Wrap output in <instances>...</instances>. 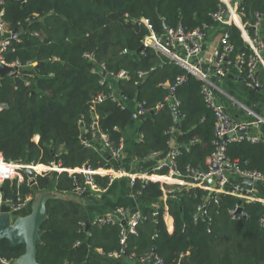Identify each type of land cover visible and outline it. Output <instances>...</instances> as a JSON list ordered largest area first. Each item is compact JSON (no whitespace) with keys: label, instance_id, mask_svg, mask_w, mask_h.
Returning <instances> with one entry per match:
<instances>
[{"label":"trees","instance_id":"trees-1","mask_svg":"<svg viewBox=\"0 0 264 264\" xmlns=\"http://www.w3.org/2000/svg\"><path fill=\"white\" fill-rule=\"evenodd\" d=\"M219 5L220 0H7V27L19 34L3 56L7 63L19 61L23 67L22 76L0 82V106L5 105L0 108V152L6 159L25 162L61 161L65 170L56 172V179L53 172L38 175L36 183L26 182L20 188L16 180H7L4 194H73L77 185L85 186L82 168L109 167L111 160L102 148L83 143V135L87 140L94 137L95 118L98 130L107 133L115 146L137 121L133 141L137 158L167 151L172 129L177 128L180 154L173 161L183 178L193 182L190 170H206L217 149L215 112L205 102L204 82L154 47L145 46L144 39L151 29L162 35L164 23L168 28L182 24L188 30L213 24L212 13ZM243 6L244 20L250 23H255L256 12H264V0H244ZM248 29L255 33L254 26ZM229 32L234 46L229 57L249 56L240 28L232 24ZM100 66L115 79L104 80ZM228 69L239 73L234 66ZM122 71L127 77L118 76ZM239 74L244 78L243 72ZM179 76L186 80L172 91L167 84ZM110 81L124 107L111 98L93 102L98 94L111 92ZM167 96L180 101L177 109ZM137 103L148 114L138 115ZM83 127L89 131L84 133ZM226 157L243 169L264 173V139L228 141ZM169 169L166 166L161 172ZM95 181L100 187L109 184L108 176L99 174ZM132 190L148 200L141 207L146 219L137 226V234H128L125 244L119 224L93 223L81 200H49L39 263L116 264L109 253L121 252V259H128L131 252L138 258L155 252L166 264H264L263 202L227 193L209 195L199 186H178L167 193L162 183L142 179L135 180ZM203 203L207 215L195 218ZM239 204L246 216L232 218L231 211ZM0 250L8 258H17L25 245L12 247L8 240H0Z\"/></svg>","mask_w":264,"mask_h":264},{"label":"built area","instance_id":"built-area-1","mask_svg":"<svg viewBox=\"0 0 264 264\" xmlns=\"http://www.w3.org/2000/svg\"><path fill=\"white\" fill-rule=\"evenodd\" d=\"M7 0H0V31L3 33L4 38L0 43V61L8 64L10 66H16L19 70L22 69L23 65L19 62L7 63L4 60L3 52L9 49L11 45V39L13 38V30H10L7 27L5 20V3ZM24 1V0H22ZM244 0H220V5L217 11L212 13L214 23L213 24H204L202 27L188 30L182 24H179L176 27L167 28V30L162 34L158 35L152 31L151 26L148 24V20H144L148 27L151 29V32L145 37L144 45L154 47L160 54L168 58L170 61L175 62L185 69L189 73L195 75L201 79L203 84V95L205 102L209 108L215 112V143L217 145L216 151L209 158V166L206 170H190V176L193 178V182L184 181V184H178L176 187L186 186V187H195L199 186L204 189L211 188L207 184L208 179L214 178L217 185L210 190L212 193H227L232 194L241 200L246 201H261L264 203L263 199L253 196L254 188L246 187L243 188L241 184L237 181H233L229 176V170H232L235 174L252 178L254 181L264 182V173L258 170H250L241 168L237 162H231L226 157V147L228 141H241L248 140L251 142H259L262 140V137L256 133L260 128L261 124L264 122V117H257L251 121H237L233 120L225 107L219 102L215 95V91L218 89L217 84L215 83L214 78L218 79L228 76L229 69L228 66H234L239 73L244 74L243 81L245 84L253 90H259L261 87L260 80L257 76L258 69H264V40L262 38L261 30L262 24L264 23V12H256L255 23H250L248 20H244L246 17V11L243 6ZM229 13V19H225V14ZM226 24L228 26L227 31L222 35L218 47L214 50L212 56L209 58L208 63L210 65L209 69L202 66V61L200 56L204 49V44L206 43L208 37L210 36L211 30H214L217 25ZM237 25L241 32L242 37L247 42L250 47L251 53L249 56L245 54H239L234 59H231L229 56L234 50V46L230 42V25ZM249 26L255 27V33L251 34L249 31ZM37 33V32H36ZM89 58H93L91 54H85ZM102 72L105 71V67L100 66ZM104 75V80L115 79L114 75L108 74L107 71ZM143 78L146 76L145 73L141 74ZM120 78L127 77L126 72L122 71L118 75ZM0 77V82H1ZM103 80V81H104ZM186 80L185 76L177 77L176 81L173 84H167L172 91H174L178 85L182 84ZM111 82V81H110ZM112 83V82H111ZM113 89L109 94L100 93L94 97L93 102L99 103L107 98H111L113 101L119 102L122 107L125 106L123 98H121L120 92L115 88L112 83ZM112 88V87H111ZM168 101H172L173 106L177 109V106L180 104V101L171 96L165 98ZM5 107L4 104L0 108ZM137 111L135 112L138 115L148 114V111L143 107L142 103H137ZM98 118H95L91 128L94 129V137L100 135L102 139V145L104 147L105 153L111 156V159L114 161H120L123 157L124 151V142H120L118 146H115L114 143L110 140L107 133L101 132L98 130ZM84 133H87L89 130L84 128ZM251 130V132H249ZM175 128L172 129V132H175ZM247 131V132H246ZM231 133L235 135L230 136ZM92 138V139H93ZM143 140L141 136L139 138ZM83 143L86 146L93 147L92 140L86 139L83 135ZM158 152H153L146 157H154L158 155ZM180 154L178 145L171 149L167 158L164 162L160 163L156 168L159 171H162L166 166H170L169 172L172 175L181 173L178 171L174 164V157ZM136 159H140L135 157ZM27 169H31L34 173L33 178L35 181H32V178L26 173ZM106 169V170H105ZM65 170L63 168L61 161H50L48 163H34V162H25L22 160H12L6 159L5 156L0 153V213L2 205L6 204L10 207L11 213L18 215L26 205L31 201L32 195L22 196L20 191L15 192L14 196H6L3 191V184L7 180H17L18 184L28 183L30 185L36 183L37 176L43 174H49L50 172H61ZM83 172L86 175L85 186L77 185L74 193L76 195H82L87 189H98L100 187L95 181V175L99 174L101 170H105L104 173L108 176L109 184L114 182L119 177L131 176V184L134 185L136 179L149 180L151 176L149 174H129L126 170L118 167L116 169L105 167L94 169L90 166H85L82 168ZM167 193L174 191V188H166ZM33 200V199H32ZM243 207L242 204L237 205L231 211L232 218H240L246 216L245 211L243 214H238L237 210L239 207ZM244 210V208H243ZM206 204H200L197 207V213L195 218H198L200 214L207 215ZM146 219V216L140 209H130L126 206H118L115 211L106 212L97 216L95 219H92V222L99 225L117 223L121 227V242L126 243L127 236L129 233L137 234V226ZM118 220V221H117ZM111 258L122 257L121 252H111L109 253ZM131 261H138L141 264H166L164 259L155 252L149 253L147 255L137 257L135 252H131L128 257ZM15 258H8L1 253L0 250V264H13Z\"/></svg>","mask_w":264,"mask_h":264},{"label":"crops","instance_id":"crops-1","mask_svg":"<svg viewBox=\"0 0 264 264\" xmlns=\"http://www.w3.org/2000/svg\"><path fill=\"white\" fill-rule=\"evenodd\" d=\"M228 26L226 24L217 25L214 30H211L210 36L204 44L203 52L200 56L202 66L209 69L208 63L209 58L212 56L214 50L218 47L222 35L227 31ZM262 38L264 40V28L261 30ZM4 35L0 31V43L3 40ZM257 76L260 80L261 87L259 90H253L248 87L240 74L228 73V76L218 79L214 78L218 89L215 91V95L219 102L225 107L227 113L233 120L237 121H251L259 117H264V69H258ZM137 121H133L125 130L123 136L124 151L123 157L120 161L111 160L109 168L116 169L118 167L126 170L129 174H149L151 177L148 178L151 181H158L163 184L165 188H175L178 184H184L185 178L180 174L172 175L170 172L163 173L156 168L160 163L164 162L167 158L168 152L173 149L177 143L176 137L178 136V129L176 128L169 149L165 152H161L154 157L136 159L133 156V141L135 138V129ZM251 132V130L249 131ZM264 139V122L256 132ZM92 144L96 148L104 147L102 145V139L100 135L91 139ZM1 153V152H0ZM209 163V159H208ZM106 170V169H105ZM101 170L99 175L107 176L104 171ZM57 173L53 171V179H56ZM229 176L233 181H237L243 188L247 187V184L239 181L240 177L235 174L232 170H229ZM166 178V179H165ZM248 178V177H247ZM189 181V180H186ZM17 186L20 188L22 183ZM211 188L214 187L209 181L207 182ZM253 196L264 200V182L255 181L253 184ZM32 195V194H31ZM73 195H75L73 193ZM76 196V195H75ZM79 196V197H78ZM76 198L83 202L91 215L92 219L106 212L115 211L118 206H126L132 210L140 209L143 205L148 203L146 198L137 196L133 193L131 176L119 177L114 182L108 184L107 187H98V189H87L82 195H78ZM34 200V197L32 196ZM26 205V207L16 217L24 216L29 214L30 207L32 206L33 200ZM113 260L116 264H139L135 261L128 259H121V257H115Z\"/></svg>","mask_w":264,"mask_h":264},{"label":"water","instance_id":"water-1","mask_svg":"<svg viewBox=\"0 0 264 264\" xmlns=\"http://www.w3.org/2000/svg\"><path fill=\"white\" fill-rule=\"evenodd\" d=\"M225 19H229V13L225 14ZM164 28L167 30V24L164 23ZM19 34V30H15L12 34L13 38H16ZM106 72L104 71L103 74ZM12 76H22L21 70L16 66H10L0 61V77L1 79ZM148 78L146 75L144 79ZM136 118L137 115L135 114ZM176 125H178V118H176ZM247 132V131H246ZM234 136L235 133H231L230 136ZM108 159L111 156L108 155ZM26 173L35 181L33 178V171L27 169ZM208 181L215 187L217 185L214 178L208 179ZM241 183L247 184L248 187H253L254 180L252 178L240 177ZM210 192L209 195H211ZM76 198L73 194H63L54 191L39 192L35 195L34 201L31 206V212L24 216L13 217L11 209L8 205L3 204L0 213V240H8L12 247L19 245H25V252L15 258L13 264H40L38 261V250L39 246L43 241V225L48 219V208L47 204L52 199H63L69 200ZM243 207H239L237 210L238 214H243ZM14 214V213H13ZM118 221V220H117Z\"/></svg>","mask_w":264,"mask_h":264},{"label":"rangeland","instance_id":"rangeland-1","mask_svg":"<svg viewBox=\"0 0 264 264\" xmlns=\"http://www.w3.org/2000/svg\"><path fill=\"white\" fill-rule=\"evenodd\" d=\"M176 187V186H175ZM35 198V197H34ZM34 201V200H33ZM12 216L15 217V214L12 213Z\"/></svg>","mask_w":264,"mask_h":264},{"label":"bare ground","instance_id":"bare-ground-1","mask_svg":"<svg viewBox=\"0 0 264 264\" xmlns=\"http://www.w3.org/2000/svg\"><path fill=\"white\" fill-rule=\"evenodd\" d=\"M217 97V96H216Z\"/></svg>","mask_w":264,"mask_h":264}]
</instances>
